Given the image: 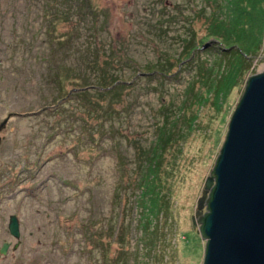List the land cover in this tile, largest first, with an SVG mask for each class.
<instances>
[{
    "label": "rangeland",
    "instance_id": "374dc122",
    "mask_svg": "<svg viewBox=\"0 0 264 264\" xmlns=\"http://www.w3.org/2000/svg\"><path fill=\"white\" fill-rule=\"evenodd\" d=\"M62 1L0 0V122L8 117L0 130V247L11 241L0 264H102L98 248L86 244L90 234L96 244L103 236V247L107 243L112 256L125 246L123 238L141 247L136 211L126 204L130 199L120 206L112 201L118 170L132 167L137 140L148 144L153 138L161 101H170L172 111L185 94H192L188 88L195 75L211 73L215 79L225 68L215 63L223 56L210 57L199 48L198 61L174 66L179 72L172 82L155 81L144 71V65L168 55L180 59L184 39L192 34L200 47L211 39L202 10L207 14V0H90V18L77 30L60 13ZM68 32L73 40L60 46L59 37ZM97 57L101 69L94 67ZM262 68L264 43L221 109L212 105V88L202 86L206 104L192 106L182 149L175 144L162 165L169 172L164 189L170 208L161 214L156 248L148 253L142 246L144 254L138 253L145 264H203L205 238L192 220L197 199L245 82ZM100 71L136 84L124 92L127 104H115L112 116L102 120L103 129L95 114L84 109L86 99L74 90L62 94L71 84L64 90L57 81L61 72L83 75L94 92ZM158 82L164 90L157 92L152 87ZM200 85L196 81L195 87ZM120 212L124 226L119 229ZM11 214L19 218L16 248L8 229Z\"/></svg>",
    "mask_w": 264,
    "mask_h": 264
},
{
    "label": "trees",
    "instance_id": "16d2710c",
    "mask_svg": "<svg viewBox=\"0 0 264 264\" xmlns=\"http://www.w3.org/2000/svg\"><path fill=\"white\" fill-rule=\"evenodd\" d=\"M62 3H65V5L61 7L60 13L64 14L65 19L75 30L83 20L86 21L90 18L92 10L90 0H63ZM205 9L202 6L203 14L207 15V38L210 37L211 39L202 44L201 48L192 34L190 39H184L183 44H186L179 54L178 58L180 59L177 60L174 55H168L154 63L155 65H144L146 68L144 71L155 81L172 82L174 78L178 79L177 74L179 72L173 70L174 66L176 65L178 69L182 62L198 61L200 49L208 50L207 55L210 57L223 56L222 61L215 63L224 64L225 68L216 72L218 77L215 79L211 73L208 75L203 73L197 75L196 78L195 75L192 78V86L188 88V92L191 91L192 94H185L181 103L173 106L175 108L172 111L170 101H166V99L161 101L159 108H157V112L161 117L155 121L153 138L148 144L136 141L133 146L135 154L132 167L118 170L119 177L112 197V201L117 202L119 206L125 198L130 199L126 201V204L127 202L131 203V208L136 211L135 220H137V223H135V226L140 231V239L136 240L141 243V247L139 245L135 246L136 242L134 245H131L130 241L126 243L125 238H123L125 246L117 250L116 254L112 256L106 248L107 243L103 247V236H101L102 239L101 237L96 238L97 241L99 239L96 244L93 241L94 237L92 238L91 234L87 235L86 244L98 248L102 264H145L138 253L144 254L141 251L142 246L148 253L156 248L162 232L161 214L170 208V194L164 189L169 172H166L167 167L163 169L162 165L170 148L176 144L179 150L182 149V142L185 140L186 132L190 128L186 129L185 125L190 124L188 114L194 105L206 104L207 101L205 102L202 99V86L208 84L209 90L212 88V105L217 109H221L227 102L232 89L237 86L238 78L249 69L252 58L257 56L261 44L264 43V0H207V14ZM74 20L77 21L76 26L73 25ZM59 40V45L62 46L70 43L73 38L68 32L66 35H61ZM93 62L95 68L101 69V59L99 57ZM197 64L201 69L206 70L207 67L204 64L199 62ZM67 70L70 71L71 69L67 67ZM57 81L64 90L67 85L71 84L68 86V90L62 94L69 95L74 90L79 97L86 99L84 109L95 114L96 119L100 122L101 129H103L102 120L112 116L115 104H127L124 101V92L129 87L136 85L135 80L126 79L119 74L115 75L105 71H100L95 82L93 81V84L98 87V90L94 92L88 90L87 87L90 83L83 75L76 76L61 72V74H58ZM196 81L201 82V85L197 88L195 87ZM163 85L164 83L158 82L152 88L158 92V90H164ZM246 85L247 81L245 87ZM91 95L94 98H91ZM164 96L162 94L160 97ZM93 102H97L99 106H95ZM95 117H91V119ZM87 118L90 119L88 115ZM92 125L93 123H90V126ZM119 164L125 166L123 162ZM123 180L125 181L122 184ZM126 204L124 205L125 212L127 211ZM120 214L121 212L117 215L116 221V226L119 229L124 226V221L119 219ZM149 261L151 260H147V262ZM147 262L146 264H148Z\"/></svg>",
    "mask_w": 264,
    "mask_h": 264
},
{
    "label": "water",
    "instance_id": "95a60500",
    "mask_svg": "<svg viewBox=\"0 0 264 264\" xmlns=\"http://www.w3.org/2000/svg\"><path fill=\"white\" fill-rule=\"evenodd\" d=\"M192 220L205 238L203 264H264V68L247 80ZM8 229L16 248L17 214ZM10 245L2 243L0 256Z\"/></svg>",
    "mask_w": 264,
    "mask_h": 264
}]
</instances>
